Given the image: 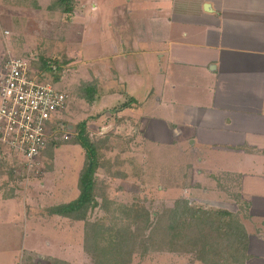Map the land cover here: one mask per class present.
<instances>
[{
	"label": "crops",
	"instance_id": "0c3cea01",
	"mask_svg": "<svg viewBox=\"0 0 264 264\" xmlns=\"http://www.w3.org/2000/svg\"><path fill=\"white\" fill-rule=\"evenodd\" d=\"M126 2L121 19L101 39L111 53L98 55L94 78L93 73L81 78L97 86L93 109L118 105L117 117L129 118L130 128L161 155L164 166L182 169L181 197L221 200L220 187L236 183L247 203L243 264H264V0ZM8 52L13 54L7 47L1 53L0 69ZM58 72L54 84L69 90ZM82 154L81 162L84 148ZM167 175L164 171L169 187ZM32 184V197L45 195V203L28 208L29 193L18 198L14 191L0 192V224L22 241L19 264L43 259L67 264L69 241L63 237L69 234V217L51 214L49 206L69 203V185L45 175ZM174 187L168 190L175 192ZM43 206L49 209L44 212ZM18 251L13 250L16 257Z\"/></svg>",
	"mask_w": 264,
	"mask_h": 264
},
{
	"label": "rangeland",
	"instance_id": "374dc122",
	"mask_svg": "<svg viewBox=\"0 0 264 264\" xmlns=\"http://www.w3.org/2000/svg\"><path fill=\"white\" fill-rule=\"evenodd\" d=\"M126 1L74 0V12L65 15L57 0H0V59L5 47L14 55L37 58L35 67L41 66L42 58L52 59L54 66H61L60 80L65 77L69 81V90L65 88L71 95L69 103L74 110L69 109V117L66 110L60 113L51 130L41 159L44 172L39 177L53 176L66 182L69 202L76 199L80 193L79 177L86 166V160L81 162L82 146L74 143L79 123L89 119L88 133L98 147L100 166L95 177L96 199L100 205L89 210L86 221L69 218V234L63 237L69 241L67 264H233L227 259L228 248L222 246L229 242L228 238H217L215 230H210L214 229L210 223H205L203 228L210 231L209 239L220 251L219 254L212 252L207 260H200L197 252L200 245H194L199 227L191 225V219L186 217L185 220L182 217L183 223L180 221L177 226L169 216L170 208L179 201L176 209L188 204L227 210L233 214V220L242 223L247 214V203L241 199L236 183L220 187L221 200L199 203L195 194L188 196L189 199L181 197L185 186L179 180L182 169L181 172L177 171V166H173L174 171L166 168L161 155L154 154L143 142L139 131L130 128L129 118L117 117L115 109L118 105L107 110L102 106L94 110L91 103L82 101V88L87 82L81 78L91 73L94 78L97 74L93 71L99 68L98 55L111 53L103 40L106 30H111L113 22L121 19L118 15L125 11ZM81 53L85 57V66ZM82 67L85 68L80 73L78 69ZM44 72L45 79L54 83L55 75ZM9 155L0 145V192L14 191L18 198L29 193L28 199L24 200L28 208L45 203V195L32 197V183L38 177L29 181L23 173L16 174V169L22 170L19 162L22 158ZM164 171L171 175H167V180H172L169 187L165 186ZM173 187L175 192L168 190ZM45 206L44 212L53 207ZM6 226L0 224V264L3 260H8V264L16 261L19 264L22 241L16 235H9ZM170 226L177 228L174 230ZM16 249L19 250L17 257L13 252ZM37 263L44 264L40 260Z\"/></svg>",
	"mask_w": 264,
	"mask_h": 264
},
{
	"label": "built area",
	"instance_id": "2783aa9c",
	"mask_svg": "<svg viewBox=\"0 0 264 264\" xmlns=\"http://www.w3.org/2000/svg\"><path fill=\"white\" fill-rule=\"evenodd\" d=\"M35 60L8 52L0 69V145L22 158L19 172L29 180L44 172L48 138L70 100L66 90L45 79Z\"/></svg>",
	"mask_w": 264,
	"mask_h": 264
},
{
	"label": "trees",
	"instance_id": "16d2710c",
	"mask_svg": "<svg viewBox=\"0 0 264 264\" xmlns=\"http://www.w3.org/2000/svg\"><path fill=\"white\" fill-rule=\"evenodd\" d=\"M56 3L58 6H61L65 15L72 14L75 10L74 0H57ZM51 63L52 61H50V59L42 58V67L40 66V68L51 71V73L55 75L56 79V73L61 69L60 66L53 67ZM82 91V97L86 98L90 103L95 101L97 86L94 83H86L83 86ZM78 128V136L74 143L81 145L84 148L86 154V166L79 177L78 186L80 189V194L76 199L70 201L69 203L51 207L49 211L51 214H58L78 221H86L89 210L100 205L96 199L97 182L95 177L100 166V161L98 147L96 143L90 138L87 130V121L84 120L79 123ZM102 141L104 142V140ZM178 205L179 201L175 202L174 207L170 208L171 212L169 217L176 222L177 226L179 225L180 221H182V217H184V220L186 218H190L191 225L193 224L195 228L199 227V235L196 237L197 239H195L194 245L195 247L200 245L199 250L197 251L199 252L200 260H207L208 256H210L212 252L219 254L220 251L217 249V247L215 248L214 243L210 241V231H205L203 228L205 223H210V225L214 227V229L212 228L210 230L211 232L215 230L217 238H223V236L228 238L227 240L229 242H227V244H223L222 246H226L228 248L227 259L230 260V263L243 264L246 256L245 250L247 235L243 224L232 219L233 214L227 210H215L208 208L204 209L198 206H188V204L183 206L182 209H176V206ZM177 226L170 227L175 230ZM172 236L174 235L172 234ZM97 264H102V262Z\"/></svg>",
	"mask_w": 264,
	"mask_h": 264
}]
</instances>
